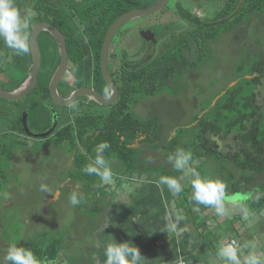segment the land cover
Listing matches in <instances>:
<instances>
[{
  "label": "flooded vegetation",
  "instance_id": "af4514ba",
  "mask_svg": "<svg viewBox=\"0 0 264 264\" xmlns=\"http://www.w3.org/2000/svg\"><path fill=\"white\" fill-rule=\"evenodd\" d=\"M76 1L81 2L82 9H85V15L82 21H80L78 19V16L76 15L73 20L74 22L66 25H61L56 23L57 12H54L51 15V22L54 23L62 32L61 37H63L66 41V50L68 57L67 70L58 83V92L60 96L68 98L74 93V91L87 88L93 89L100 94L109 97L113 93V87L110 85L103 72L102 50L107 32L113 22L108 26L105 24L111 18V15L118 10L116 8V0H114L113 9H110V7L108 6V0H102L101 10L96 11V13L98 12V15H95V11L91 8L93 6L94 0ZM184 1L185 0L176 1V9L171 10L173 17L171 20L162 21L158 18V15L156 20L152 19L147 24L140 25L135 29L139 34H141L140 36L144 39L143 42L146 45V47L144 45H140V47L135 52V56L134 54H129L126 51V48L122 47L120 43L121 37H124L125 34L130 30V28H132V26H126L129 21L123 24L114 33L109 45L107 66L119 93L118 97L113 102L107 104L100 103L89 95H81L69 105H63L56 101V99L51 94L50 82L53 74L55 73L58 65L61 62L62 52L59 47V39L57 35L52 31L42 30L38 36L42 51V65L44 61L48 60L47 64L51 66V69L48 70V73H45L46 69H44L43 71L41 65L38 82L34 90L27 96L18 100H9L2 97L0 102V120L2 121L1 124L3 126L1 127L2 131H0V134H2L5 139L14 141L13 144L17 146L18 143H24L23 138H25V136L38 137L34 136V134L48 131L55 126L52 133L49 134L53 135L57 128L66 129L68 128L67 126H70L71 124H77V117H80L81 119L86 121L83 124V127L85 129H90L87 131L88 133L87 138L85 139V143H91L92 140L97 139V137L93 136L92 129L97 127L115 128L117 116L116 114L120 113L122 109L131 110L137 117L141 118L137 114L139 113L138 105L142 106L143 103V105H147V107H152L144 102V97L160 94L162 100L166 101V98L163 95L165 91H162L157 92L156 94H149L142 97L136 105L129 103H120V84L121 77L124 74V71H126L127 69L134 71L141 69L152 59L165 52L177 40L183 39L185 37L188 38L186 40L190 41H187L188 47L184 49L187 60L190 62L200 63L201 43L199 42V40L203 39L202 37L204 34H200L198 27L222 26L232 28L236 25H239L244 20V16L248 18L250 16L252 18L255 16L257 19L261 14H263L261 15V17L264 16V7L256 10L249 9L246 6V0H187V2L192 3V6L189 8L184 4ZM53 2L54 5H57L59 3V0H53ZM169 2L165 7L154 13H161V15L165 14V10L168 8ZM151 4L139 7H145ZM105 6L108 7L105 8ZM258 20H260V18ZM194 29H197V33L191 34V31H194ZM29 31L30 39L32 27L29 28L28 32ZM187 35L190 37H188ZM207 42L208 41H206V43ZM0 43L2 44V46L0 45V53H4V51L6 50V55L2 60L0 59V83L4 89L14 90L24 83L32 69L33 56L31 48L29 53L17 55L12 49L7 48L4 45L3 41H0ZM159 46L166 47V50L163 51V49H161V51L158 48ZM46 50L49 53L48 55L46 54ZM195 69L196 68L184 70V68L182 67V73L178 74V78L173 82L180 84V78L186 72L189 78L193 76L192 78L194 79L195 72H193V70ZM43 78H48L49 94L45 90L40 91L41 89L39 88V83ZM106 91L108 95H105ZM2 102L4 103L2 104ZM72 104H75L76 107L73 108L71 106ZM27 110V126L30 132L34 134H29L24 126L23 116ZM151 117L155 116L150 115L141 119H150ZM34 123L43 124L45 129L43 131L35 130L33 128ZM49 135L44 137H48ZM174 135L175 132H173L172 136L170 135L168 137H164V140L166 141V139H168L169 141H172L177 136L176 135L174 137ZM143 138L144 135H141L135 140L133 144L134 146L138 147L140 149V153L144 157H146L145 161L150 164H161L164 163L165 160H168L170 152L167 151V146H165L166 144L161 146V151H156L151 147H141L140 145L144 143H141L140 139ZM71 139L72 138L67 137L69 145L72 144ZM79 140L80 138L77 137L76 141L78 145L83 143L82 140L81 142ZM55 143L45 144L40 149H38L37 152H39L40 150H50V148L52 147L56 149L60 148V146L56 145ZM82 149V152L86 155V157H92L91 153L87 151V145L82 146ZM177 150L178 148L175 150V153L177 152ZM73 151L75 152V149H73ZM73 151H71L68 146V150L64 151L65 158L61 166L60 164L56 166V159L53 163V160H48L50 161V163L48 164L50 174L46 183H49L50 187L56 186V189L54 191L62 187L68 188L74 192H78L79 194L80 192L87 191L88 189L86 188L92 189L93 191L98 190L99 186L96 183L87 184L85 180L79 178L78 176H75V174H77L79 170L77 169L75 163L76 159ZM175 153L172 154L174 155ZM12 155L11 160H13ZM30 157L33 158L32 155H30ZM38 157L39 153H37L36 157H34L32 160H37ZM197 159L199 160V158ZM109 167L111 168V171L113 173V179L110 183H104L102 181L101 187H113L116 186V184H118L119 182L118 174L121 173V171H117L118 167L116 166V159L113 160L111 166ZM133 173H136V171H134ZM62 176H64V178L62 180H59V178ZM128 179L129 178H123L124 182ZM130 180L135 179L131 178ZM8 204L9 203L6 202L7 207ZM95 213H98V208L97 210H95L94 214ZM94 214L93 216H95ZM3 247L4 251L6 252L10 245L4 242ZM48 261L55 260L47 259L45 262H42L43 264H48Z\"/></svg>",
  "mask_w": 264,
  "mask_h": 264
},
{
  "label": "rangeland",
  "instance_id": "374dc122",
  "mask_svg": "<svg viewBox=\"0 0 264 264\" xmlns=\"http://www.w3.org/2000/svg\"><path fill=\"white\" fill-rule=\"evenodd\" d=\"M176 1L178 0L169 2L165 14L153 13L129 21L126 26H132V28L124 37H121L122 47L134 56L140 45L146 47L141 34L135 29L152 19L156 20L158 15L162 21L171 20L173 18L171 10L176 9ZM184 4L188 8L192 6V3L187 0ZM261 15L258 17L260 20L255 16L253 18L244 16V20L239 25L229 30L220 28L215 31V37L211 36L213 34L211 29L204 31L203 37L212 45L203 50L206 56L193 70L194 79L193 76L189 78L186 72L180 78V84L171 82L166 85L163 93L166 101L162 100L160 94L144 97V102L152 107H147L143 103L142 106L138 105V116L145 118L153 115L159 118V128L162 129V134L168 137L175 132L174 137L177 135L182 141L186 139L185 137L191 136L194 129L191 124L196 122H194L195 116L211 111L217 102L213 103L214 99L218 95L222 96L227 93L228 89H230L229 93L234 95L235 101H243L245 96L257 92L260 95V102L264 104V78L259 84L258 81L252 80L257 72H251L253 64L264 58V16L261 17ZM209 36L215 38L214 41ZM158 48L166 50V47L159 46ZM223 91L225 92L222 94ZM1 122L0 120V131L3 126ZM262 124L264 129V120ZM33 128L37 131L45 129L41 123H34ZM54 141V135L44 138L25 136L24 143L15 145L16 148L12 153L14 154L12 155L13 160L10 161V154L3 156L1 163L3 171L0 174V261L6 254L5 246L3 247L4 242L10 246L21 247L26 241L29 243L27 248L34 252L36 244L43 247L52 240H56L58 246H62L61 253L56 257L57 260L66 255L69 257L75 249L82 254L85 240L91 242V233L98 226L93 218L95 209L89 206L79 207L78 204L72 205L70 197L73 193L79 196L78 192L65 187L54 191L56 186L50 187L49 183H46L50 174L48 168L50 161L48 160H53V163L56 159V166L59 164L61 166L65 158L64 151L68 150L66 144H61L58 145L60 148L52 147L50 150L37 152L45 144H51ZM218 141L221 147H228L226 143L232 140L219 139ZM0 142L5 143V146L11 149L14 143L7 139H0ZM37 153H39L37 160H32ZM200 164V160L197 159L194 166L204 175L203 178L219 180L213 166ZM150 165L156 166V164ZM187 167L191 166L188 164ZM119 170L121 169L118 168L117 171ZM63 178L64 176L59 180ZM42 184L47 185L50 191L42 192L40 190ZM255 184L259 188L264 187V171L256 175ZM80 194L83 195V192ZM81 199L83 200L79 204H82L84 199L86 200L83 197ZM5 201L9 203L8 207ZM69 234L70 237H75H73V242L67 239ZM67 246L70 250L68 254Z\"/></svg>",
  "mask_w": 264,
  "mask_h": 264
},
{
  "label": "trees",
  "instance_id": "16d2710c",
  "mask_svg": "<svg viewBox=\"0 0 264 264\" xmlns=\"http://www.w3.org/2000/svg\"><path fill=\"white\" fill-rule=\"evenodd\" d=\"M101 1H93L91 8L95 11V15H98V12L96 13L97 10H101ZM154 1L156 0H116V8L118 10L111 15V18L105 25L108 26L119 15L133 7L148 5ZM107 3L110 9H113L114 0H108ZM108 6H105V8ZM246 6L249 9H260L264 7V0H246ZM38 7V16L31 22L30 27L40 20L51 21V15L54 12H57L56 23L61 25L74 22L73 20L76 15L82 21L85 15V9H82L81 2H77L76 0H59L57 5H54L53 0H40ZM220 28L226 30L231 27H198V30L200 34H204V31L207 32L211 29L213 31L211 36L215 37L214 32ZM191 32V34L197 33V29ZM28 34L30 35V31ZM213 37H210L212 41L215 39ZM202 38L199 40L201 43L200 62L206 56L203 54V50L208 49L211 45L210 42L206 43V38ZM186 39L188 38L185 37L177 40L165 52L152 59L141 69L137 71L127 69L124 71L121 77V97L119 102L136 105L146 95L165 91L166 85L175 81L178 78V74L182 73V67L184 70L197 68L200 63L188 61L184 53V49L188 47L187 41L190 42ZM0 45L2 46L1 43ZM5 52L6 50L4 53H0L1 60L6 55ZM46 52L48 55L47 50ZM47 61H44L42 65V70L46 69L45 73H48V70L51 69ZM251 69V72H257V75L252 80L258 81L261 84L264 78V58L257 60ZM39 88L41 89L40 91L45 90L49 94L48 78L41 79ZM226 92L220 96L216 104L211 108V111L201 116L199 115L200 113L195 116L194 122H196L195 124H191L194 128L191 136L185 137L186 139L182 141L179 140V136H176L172 141L168 139L165 141V136L159 128L160 125L157 117L141 119L131 110L127 109H122L120 113L116 114L115 128H93L92 134L97 139L89 140L91 143H85L87 131L90 129L83 127L86 121L80 117H77V124H71L66 129L57 128L55 133H53L56 145H67V137L72 138V144H68V146L71 151L75 149L73 154L75 155V163L79 170L75 176L85 180L87 184L96 183L99 186V189L95 191L86 188L88 189L85 191L86 194L83 193V196H77L79 201L83 200L81 197L86 198L78 206L82 207L85 201H89L93 204V209L97 210L98 207V214H94L96 217L103 214V210L109 204L107 201L108 188L101 187L102 181L99 177L94 174L89 175L84 171L92 158H95L96 149L102 142L109 145L108 148L103 150V155L108 165L111 166L113 160L116 159V166L121 169V173H124V177H130L134 171L149 172L151 176H153V173H156L159 178L165 176V174L176 177L181 173V170L175 169L168 160H165L164 163L156 164V166L148 164L145 161L146 157L133 144L141 135H144V138L140 139V142L144 143L140 145L141 147L147 146L156 151H161V146L166 144L165 146H167V151L170 154L175 153L177 148L182 149L192 154L189 165L194 166L197 158H199L200 165L202 166L213 164L214 166H211L217 168L219 171L221 169L222 175H224L223 179L227 177V180L233 182L234 187L240 184V177H237L235 173V170H239L243 173L241 183L245 181V186L252 185L256 175L264 171V129L262 124V120H264V104L260 102V95L257 92L245 96L243 101L240 102L235 101L234 95L229 93L230 89ZM0 99H2L1 96ZM77 137L80 138V142L81 140L83 141L80 145L77 144ZM0 139H5V137L0 134ZM219 139L232 141L226 143L228 147H221ZM12 145L11 149L8 146L7 148L5 143L0 142V174L3 171V165L1 164L3 156L10 154L11 161V155L15 148V145ZM84 145H87V151L91 153L92 157H86L82 152V146ZM228 174H231V177ZM124 177H122L121 181ZM255 201L257 207H264V195L255 199ZM189 203L191 204L190 201ZM28 244V242H25L21 247L27 248ZM61 247L58 246L56 240H52L51 243H47L43 247L36 244L34 254L41 261L47 259L57 260L56 257L61 253Z\"/></svg>",
  "mask_w": 264,
  "mask_h": 264
},
{
  "label": "crops",
  "instance_id": "0c3cea01",
  "mask_svg": "<svg viewBox=\"0 0 264 264\" xmlns=\"http://www.w3.org/2000/svg\"><path fill=\"white\" fill-rule=\"evenodd\" d=\"M14 2L22 16L29 11L34 13L31 22L38 16L40 0ZM190 166L175 177L183 186V191L175 195L167 186L159 184L156 173L151 176L149 172L136 171L130 177L119 173L118 184L108 188L109 204L103 214L93 217L98 224L91 233L93 242L85 240L82 254L75 249L69 257L55 260V264H104V246L114 241L138 247L146 264H170L181 258L188 264H223L216 254L218 245L231 240L241 247L254 244L255 247L245 249L244 254L253 251L264 257V207H257L255 201L264 195V187L259 188L255 179L252 185L245 186L239 170L235 173L240 177V184L234 187L227 177L223 179L221 169L214 167L215 175L227 186L226 215L219 216L214 208L191 200L192 171L202 178L204 175L196 166ZM122 177L129 179L124 182ZM84 206L93 208L89 201H85ZM178 214L183 216L178 229L187 230L166 232L167 223L170 219L174 221ZM73 237L69 234L67 239L73 242ZM67 249L68 254V246Z\"/></svg>",
  "mask_w": 264,
  "mask_h": 264
},
{
  "label": "clouds",
  "instance_id": "9594fccd",
  "mask_svg": "<svg viewBox=\"0 0 264 264\" xmlns=\"http://www.w3.org/2000/svg\"><path fill=\"white\" fill-rule=\"evenodd\" d=\"M34 13L29 11L26 15H21L20 10L15 5L14 0H0V41L12 49L17 55L30 52V39L28 30L31 26V19ZM105 95H108L107 91ZM73 108L75 104L71 105ZM107 143L100 144L96 149V156L87 164L84 171L89 175H96L104 183H110L113 179V173L103 155V150L108 148ZM192 154L182 149L168 156V162L177 170H183L191 161ZM191 200L198 205H205L214 208L217 215H226L225 199L226 184L221 180L202 178L194 170L191 173ZM159 184L167 186L168 190L175 194L183 191V186L179 180L171 176H161ZM42 192H49L47 185H41ZM76 193L70 197L72 205L79 204ZM183 216L176 215L175 220H169L166 225V232L186 231L187 229H178L179 222ZM254 244H245L243 247L237 244L235 240L221 242L218 245L217 255L223 264H264V257L260 254L245 249L254 248ZM104 264H146V259L141 255L138 247L129 242H110L104 246ZM0 264H43L34 253L24 247L10 246ZM48 264H55V261H48Z\"/></svg>",
  "mask_w": 264,
  "mask_h": 264
},
{
  "label": "water",
  "instance_id": "95a60500",
  "mask_svg": "<svg viewBox=\"0 0 264 264\" xmlns=\"http://www.w3.org/2000/svg\"><path fill=\"white\" fill-rule=\"evenodd\" d=\"M169 1L170 0H156L155 2H153L149 6L131 8V9L123 12L121 15H119L115 19V21H113V23L111 24V26L107 32L105 42L103 45V50H102L103 72H104L106 79L108 80L110 85L113 87V93L111 96L107 97V96H104V95L100 94L99 92H97L93 89H87V88L78 89V90L74 91V93L68 98H64V97L60 96V94L58 92V83L62 79V77L64 76V74L67 70V65H68L66 41L64 40L63 37H61L62 32L57 28V26L54 23H52L49 20H40L32 26V32H31V36H30V48H31L32 56H33V64H32V69H31L28 77L26 78V80L24 81V83L22 85L15 88L14 90H6L2 87V85L0 83V96L7 98L9 100H18L20 98L27 96L29 93H31L34 90V88L38 82V76H39V72H40L41 65H42V51H41V47L39 44L38 36L42 30H49V31H52L53 33H55L57 35V37L59 39V47H60V50L62 52L61 62L58 65L55 73L53 74L51 82H50L51 94L56 99V101L63 104V105H69V104L73 103L79 96L89 95V96L93 97L94 99H96L97 101H99L100 103L107 104V103L113 102L118 97L119 92H118V89L116 88V86L114 84L113 78H112V76L108 70V66H107V55H108L109 45H110L112 36L126 22L132 20L133 18L141 16V15L154 13V12L162 9L163 7H165ZM248 76H252V75H248ZM224 92L225 91H223L222 94ZM219 96L220 95H218V97ZM217 98L214 99L213 103H215L217 101ZM202 114L203 113H201V115ZM27 116H28V110L24 113V116H23L24 126L27 129V132L29 134H34V133L30 132V130L27 126ZM54 127L48 131H45V132L35 133L34 136H38V137L47 136V135L52 133Z\"/></svg>",
  "mask_w": 264,
  "mask_h": 264
},
{
  "label": "built area",
  "instance_id": "2783aa9c",
  "mask_svg": "<svg viewBox=\"0 0 264 264\" xmlns=\"http://www.w3.org/2000/svg\"><path fill=\"white\" fill-rule=\"evenodd\" d=\"M170 264H188V263H187V260L181 258L174 262H171Z\"/></svg>",
  "mask_w": 264,
  "mask_h": 264
}]
</instances>
